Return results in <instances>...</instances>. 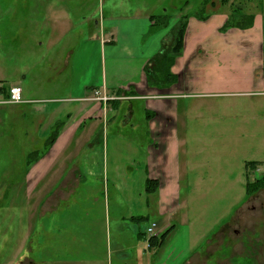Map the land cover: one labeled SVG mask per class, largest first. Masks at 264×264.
I'll list each match as a JSON object with an SVG mask.
<instances>
[{
    "label": "crops",
    "instance_id": "crops-1",
    "mask_svg": "<svg viewBox=\"0 0 264 264\" xmlns=\"http://www.w3.org/2000/svg\"><path fill=\"white\" fill-rule=\"evenodd\" d=\"M175 1L157 7L154 0H130L128 6L112 0L108 18L113 25L105 27L84 67L65 61L71 80L67 85L54 77L55 85L45 87L40 82L37 93L29 83L27 87L23 73L12 85L0 80L3 99L12 86L22 91L21 103H0L14 108L8 118L35 119L30 130L36 133L42 152L34 157L31 152L26 158L29 191H35L37 184L42 194L43 180L56 182L50 193L42 194L41 215L50 206L57 210L61 197L62 203L69 202L77 222L78 232L72 231L71 239L86 252L72 256L70 264H186L200 242L217 233L208 227L220 221L207 226L202 220L207 208L199 205L200 214L191 215L196 212L191 197L204 192L201 184L206 179L191 161L192 140L205 145L220 140L216 133H222V128L254 121L255 106L264 107L258 44L263 32L256 33L258 15L251 28L222 32L230 7L215 0L206 20L188 21L182 52L172 67L176 83L162 89L149 86L144 66L161 45L172 41L169 31L154 33L151 17L173 10L176 22L182 0ZM188 2L187 10L196 1ZM52 66L57 76L62 75L61 62ZM94 91L115 100H93ZM185 96L212 102L198 111L182 103L180 113L177 100ZM195 112L200 119L191 124ZM55 128L56 136L50 141ZM223 135L222 140L230 139ZM148 180L152 184L146 191ZM128 227L132 236L123 237ZM151 227L152 235L146 236Z\"/></svg>",
    "mask_w": 264,
    "mask_h": 264
},
{
    "label": "rangeland",
    "instance_id": "rangeland-1",
    "mask_svg": "<svg viewBox=\"0 0 264 264\" xmlns=\"http://www.w3.org/2000/svg\"><path fill=\"white\" fill-rule=\"evenodd\" d=\"M111 1L0 0V80L12 85L21 80L18 75L23 73L27 87L29 83L37 93L40 82L45 87L55 85L54 77L67 85L71 80L65 61H77L80 69L84 67L86 57L98 46L105 27L113 25L108 18ZM116 1L120 6L130 5V0ZM166 1L154 0V6L164 5ZM180 1L175 2L179 4ZM185 1L189 0H182L180 6ZM233 5L245 8L254 17L260 16L256 33L263 32L258 44L264 69V0H233ZM168 14L171 16L169 26L158 30L161 33L171 32L175 23L177 12L168 10ZM239 43L244 44L242 40ZM59 62L63 72L57 76L52 63ZM0 100L3 97L0 96ZM177 101L180 113L182 103L198 111L204 103L212 102L189 96ZM10 110L14 108L0 105V264H70L72 256L86 252L78 241L71 239V232H78L77 222L71 215L69 202L62 203L61 197L57 198V210L50 206L41 215L42 194L50 193L56 182L43 180L40 187L44 186L45 192L42 194L37 184L35 191H29L24 174L26 158L31 152L33 157L41 153L42 148L37 147L36 133L30 130L35 119L30 121L27 117L14 122L8 118ZM190 117L191 124H198L199 112ZM134 119H138L136 111ZM234 120L233 117L232 122ZM221 131L216 133L220 140L213 139L211 144L192 140L195 146L191 148V161L206 179L201 184L204 192L191 197L192 210L196 211L191 215L200 214L197 212L200 205L208 210L201 213L205 225L218 221L220 224L208 227L217 233H212L214 236L209 241H201L186 264H264V186L247 198L242 180L246 161L260 164L248 170L247 181L264 173V107L255 106L254 121H240L236 126L231 123ZM222 134L230 139L222 140ZM259 166V175H256L251 170ZM236 209H239L237 213ZM130 231L129 227L125 229L123 237L132 236ZM150 235L152 232L146 234ZM110 236H115L112 226Z\"/></svg>",
    "mask_w": 264,
    "mask_h": 264
},
{
    "label": "trees",
    "instance_id": "trees-1",
    "mask_svg": "<svg viewBox=\"0 0 264 264\" xmlns=\"http://www.w3.org/2000/svg\"><path fill=\"white\" fill-rule=\"evenodd\" d=\"M189 10V2L185 1L179 8L178 18L174 25L170 28L172 34V41L169 45H161L158 52L149 59V65L144 66V75L146 77L147 84L156 88H166L176 83L177 76L172 72V67L175 64V59L182 52L186 28L190 18H196L198 20H206L210 15V8H214L216 5L215 0H195ZM247 1V0H246ZM262 2V0H260ZM193 2V1H192ZM219 5L229 6L230 11L228 17L220 28L222 32L227 31L229 28H238L241 30L251 28L254 21V14L246 12L241 8H236L233 5V0H218ZM170 15L168 11L164 10L161 13L154 14L151 17L152 25L154 26V33L158 30H163L169 26ZM2 87L1 92L4 93ZM8 90H5L4 97H7ZM56 136V128L50 135V141H53ZM260 165L255 161H249L245 164L246 178L249 175L248 170L254 166ZM253 171V170H251ZM151 180L146 181V191L150 190ZM155 184V183H154ZM264 186V173L255 177L252 181H247L245 184V196L248 198L253 195L258 189ZM164 235L160 236L163 237Z\"/></svg>",
    "mask_w": 264,
    "mask_h": 264
},
{
    "label": "built area",
    "instance_id": "built-area-1",
    "mask_svg": "<svg viewBox=\"0 0 264 264\" xmlns=\"http://www.w3.org/2000/svg\"><path fill=\"white\" fill-rule=\"evenodd\" d=\"M0 91H1V85H0ZM93 100H98L101 102H108L109 100L112 99V97H108L106 95H101L98 91H94V95L92 97ZM22 102V91L21 88L18 86H12L8 89V95L5 99L0 100V103H5V104H17ZM259 167L254 169L252 172L256 175H259L258 171L260 170ZM264 168V167H263ZM152 232V227L147 229V233Z\"/></svg>",
    "mask_w": 264,
    "mask_h": 264
}]
</instances>
